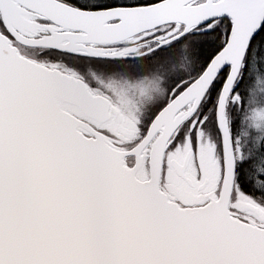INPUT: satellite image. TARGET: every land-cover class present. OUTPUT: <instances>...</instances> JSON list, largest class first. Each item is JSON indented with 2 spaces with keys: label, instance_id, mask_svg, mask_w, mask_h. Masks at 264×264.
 <instances>
[{
  "label": "snow or ice",
  "instance_id": "snow-or-ice-1",
  "mask_svg": "<svg viewBox=\"0 0 264 264\" xmlns=\"http://www.w3.org/2000/svg\"><path fill=\"white\" fill-rule=\"evenodd\" d=\"M0 264H264V0H0Z\"/></svg>",
  "mask_w": 264,
  "mask_h": 264
}]
</instances>
